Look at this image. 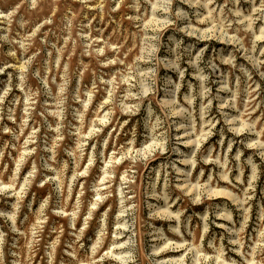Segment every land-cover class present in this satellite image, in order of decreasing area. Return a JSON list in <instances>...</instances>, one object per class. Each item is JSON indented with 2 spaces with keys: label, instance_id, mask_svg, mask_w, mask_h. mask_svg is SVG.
I'll return each instance as SVG.
<instances>
[{
  "label": "rangeland",
  "instance_id": "rangeland-1",
  "mask_svg": "<svg viewBox=\"0 0 264 264\" xmlns=\"http://www.w3.org/2000/svg\"><path fill=\"white\" fill-rule=\"evenodd\" d=\"M0 264H264V0H0Z\"/></svg>",
  "mask_w": 264,
  "mask_h": 264
},
{
  "label": "bare ground",
  "instance_id": "bare-ground-1",
  "mask_svg": "<svg viewBox=\"0 0 264 264\" xmlns=\"http://www.w3.org/2000/svg\"><path fill=\"white\" fill-rule=\"evenodd\" d=\"M186 140V139H185ZM189 141V140H188ZM184 163V162H183ZM186 177H188V176H186ZM190 187V186H189ZM192 188V187H191Z\"/></svg>",
  "mask_w": 264,
  "mask_h": 264
}]
</instances>
